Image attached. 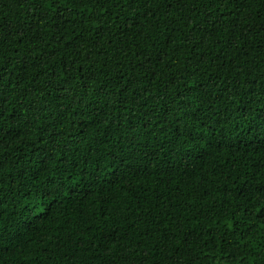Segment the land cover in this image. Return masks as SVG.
Wrapping results in <instances>:
<instances>
[{
	"label": "trees",
	"instance_id": "16d2710c",
	"mask_svg": "<svg viewBox=\"0 0 264 264\" xmlns=\"http://www.w3.org/2000/svg\"><path fill=\"white\" fill-rule=\"evenodd\" d=\"M0 264H264V0H0Z\"/></svg>",
	"mask_w": 264,
	"mask_h": 264
}]
</instances>
